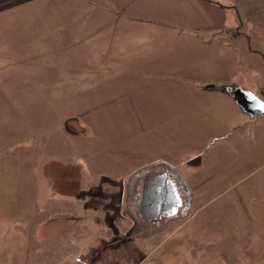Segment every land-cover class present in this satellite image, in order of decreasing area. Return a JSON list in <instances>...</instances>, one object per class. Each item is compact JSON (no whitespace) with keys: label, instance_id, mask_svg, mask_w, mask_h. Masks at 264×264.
Listing matches in <instances>:
<instances>
[{"label":"rangeland","instance_id":"1","mask_svg":"<svg viewBox=\"0 0 264 264\" xmlns=\"http://www.w3.org/2000/svg\"><path fill=\"white\" fill-rule=\"evenodd\" d=\"M22 1L0 4V264H264V112L202 89L264 98V0ZM219 133L234 186L192 165ZM167 168L188 204L144 227Z\"/></svg>","mask_w":264,"mask_h":264},{"label":"crops","instance_id":"2","mask_svg":"<svg viewBox=\"0 0 264 264\" xmlns=\"http://www.w3.org/2000/svg\"><path fill=\"white\" fill-rule=\"evenodd\" d=\"M5 1L9 0H0V4L4 3ZM29 0H23L20 3L27 2ZM15 4V5H19ZM2 11V9L0 10ZM215 83V82H214ZM244 93H249L250 91H245L242 89L241 86H239ZM202 89L206 90L207 92H212V94H216L218 97H220L224 104L229 107L232 113L235 112H240V114H244L243 116L246 117L250 114L246 113L241 109V107L236 103L234 96H233V91L235 88L233 87H227V84L218 82L215 84H207L205 85ZM253 93V92H252ZM254 95L258 96L263 103H264V98H262L260 95L253 93ZM221 104V103H220ZM264 108V105L262 106ZM264 112V110L262 111ZM211 116L216 118V111L214 110L210 111ZM256 115V114H255ZM254 116V115H250ZM246 119H244L245 121ZM216 131H219L218 127L215 128ZM224 134H216L214 138H212L211 142V149H209L207 152L203 154V158L201 160V157H197L193 159V166H203L205 170V182L209 183V185L212 183V181L224 184L225 182L232 181L231 186H234L236 182L235 179H237L238 173L243 170V159L241 156H237L236 154V149L239 148L241 145L234 144L231 148V145H226L227 143H223V136ZM236 147V148H235ZM235 148V149H233ZM195 155V154H194ZM193 155V156H194ZM264 157V152H258V155L255 158H248L247 159V165H251V163H256V170H260L264 168V159L260 164L259 163V158ZM172 168H174L172 166ZM182 179V178H180ZM259 181L252 183L251 186H254L255 188H261L262 181L264 180V176L259 179ZM183 181V179H182ZM184 182V181H183ZM188 193V191H187ZM189 197V193H188ZM188 199V198H187ZM251 204V210L254 215V217L257 220L264 221V198H255V199H250L248 201ZM188 204V200H187ZM257 206V207H256ZM256 207V208H255ZM255 208V210H254ZM176 211H174V216H175ZM174 216H169V218H172Z\"/></svg>","mask_w":264,"mask_h":264},{"label":"flooded vegetation","instance_id":"3","mask_svg":"<svg viewBox=\"0 0 264 264\" xmlns=\"http://www.w3.org/2000/svg\"><path fill=\"white\" fill-rule=\"evenodd\" d=\"M257 105H264L260 98ZM140 185L138 204L144 227L162 224L166 218L174 216V211H177L178 207L187 205V201L180 197L181 189H185V184L171 168L147 174Z\"/></svg>","mask_w":264,"mask_h":264},{"label":"water","instance_id":"4","mask_svg":"<svg viewBox=\"0 0 264 264\" xmlns=\"http://www.w3.org/2000/svg\"><path fill=\"white\" fill-rule=\"evenodd\" d=\"M233 96L241 109L250 115L258 114L264 110L262 106L257 105L259 98L253 93H244L240 88H236L233 91Z\"/></svg>","mask_w":264,"mask_h":264},{"label":"trees","instance_id":"5","mask_svg":"<svg viewBox=\"0 0 264 264\" xmlns=\"http://www.w3.org/2000/svg\"><path fill=\"white\" fill-rule=\"evenodd\" d=\"M256 207H257V206H256ZM256 207H255V208H256ZM255 208H254V210H255Z\"/></svg>","mask_w":264,"mask_h":264}]
</instances>
